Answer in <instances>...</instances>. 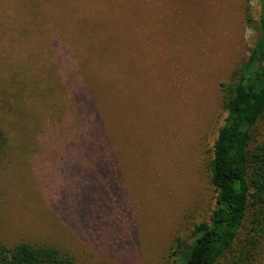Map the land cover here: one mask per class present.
Here are the masks:
<instances>
[{
  "label": "rangeland",
  "instance_id": "rangeland-1",
  "mask_svg": "<svg viewBox=\"0 0 264 264\" xmlns=\"http://www.w3.org/2000/svg\"><path fill=\"white\" fill-rule=\"evenodd\" d=\"M259 12L258 0H0V242L77 264H171L174 238L215 207L220 83ZM97 111L108 144L84 140ZM255 250L264 264V240Z\"/></svg>",
  "mask_w": 264,
  "mask_h": 264
},
{
  "label": "trees",
  "instance_id": "trees-1",
  "mask_svg": "<svg viewBox=\"0 0 264 264\" xmlns=\"http://www.w3.org/2000/svg\"><path fill=\"white\" fill-rule=\"evenodd\" d=\"M258 2V35L246 58L220 83L226 116L207 163L215 207L207 220L194 225L190 240L174 238L167 255L171 264H251L264 240V0ZM94 119L93 126L84 124V140L110 143L98 111ZM5 147L0 128V160ZM105 153L98 147L99 156ZM0 264L77 263L55 247L21 241L14 246L0 242Z\"/></svg>",
  "mask_w": 264,
  "mask_h": 264
}]
</instances>
